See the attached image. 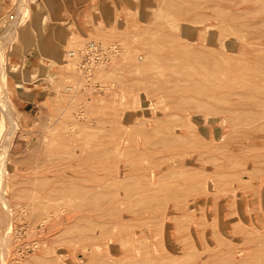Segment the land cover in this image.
<instances>
[{
    "label": "rangeland",
    "instance_id": "obj_1",
    "mask_svg": "<svg viewBox=\"0 0 264 264\" xmlns=\"http://www.w3.org/2000/svg\"><path fill=\"white\" fill-rule=\"evenodd\" d=\"M79 1L1 5L0 264H264V0Z\"/></svg>",
    "mask_w": 264,
    "mask_h": 264
},
{
    "label": "crops",
    "instance_id": "obj_2",
    "mask_svg": "<svg viewBox=\"0 0 264 264\" xmlns=\"http://www.w3.org/2000/svg\"><path fill=\"white\" fill-rule=\"evenodd\" d=\"M37 3L40 5L42 4L45 5L46 7L45 10L48 13H44V16H48L52 19H55L61 9L60 7H64V9L67 12L74 13L76 11L75 7L80 4V1L79 0H37ZM2 4H5V0H0V22L1 20L4 21V18H1L4 15L1 7ZM36 12L37 15L42 14L41 11H36ZM35 32H38V29L35 30ZM54 35H55V29L53 28L50 29V31H48V33H45L44 35H40V33L37 34L38 37L43 36L45 38H48L50 42L49 43H45L44 41L40 42L38 39L36 47L34 49L29 50L24 60V65L28 69H34L46 60L51 62H60L63 60L61 59L62 57V51H60L61 45Z\"/></svg>",
    "mask_w": 264,
    "mask_h": 264
},
{
    "label": "bare ground",
    "instance_id": "obj_3",
    "mask_svg": "<svg viewBox=\"0 0 264 264\" xmlns=\"http://www.w3.org/2000/svg\"><path fill=\"white\" fill-rule=\"evenodd\" d=\"M21 18V17H20ZM96 43H94V42H90L89 43V45L88 46H86L87 48H86V51H85V53L82 55V57H81V59H82V62H83V65H82V67H81V69L80 70H82V72H84V73H86V74H89L88 76H90V73L92 74V72H93V70L94 69H96L100 64H102V63H95V61L91 58V60L92 61H90V60H88V62L87 63H84V57H86V55L88 56L89 54H90V52H89V49H90V46L91 45H94V46H96V47H99L103 52H104V54H106L107 55V57H108V63L111 61V59H112V55L114 54V52L116 51V48L114 49V50H112V49H110V50H104V49H102L99 45H95ZM112 48V47H111ZM114 48V47H113ZM118 49V48H117ZM82 51H84V50H82ZM118 52V51H117ZM82 53V52H81ZM116 54V53H115ZM114 54V55H115ZM73 54H70V56H72ZM110 60V61H109ZM107 62H105L104 64H108ZM82 64V63H81ZM80 64V65H81ZM88 67H90V68H88ZM14 69V68H13ZM12 108V111L14 112V114H15V116H18L19 115V113L17 112V110L14 108V106H12L11 107ZM4 114L5 115H7V113L6 112H4ZM6 127H5V124H2V127H1V129H0V139H1V137L3 136V132H4V130L5 131H7L6 129H5ZM5 136V135H4ZM4 138V137H3ZM128 245V244H127Z\"/></svg>",
    "mask_w": 264,
    "mask_h": 264
},
{
    "label": "built area",
    "instance_id": "obj_4",
    "mask_svg": "<svg viewBox=\"0 0 264 264\" xmlns=\"http://www.w3.org/2000/svg\"><path fill=\"white\" fill-rule=\"evenodd\" d=\"M89 52H90V54L88 56L86 55V57H84V63H87L88 60L92 61L91 58L95 61V63H105L108 61L107 55L104 54V52L99 47L91 45Z\"/></svg>",
    "mask_w": 264,
    "mask_h": 264
}]
</instances>
